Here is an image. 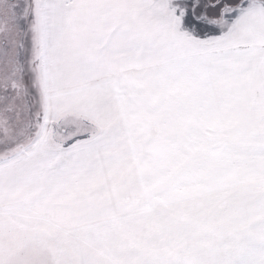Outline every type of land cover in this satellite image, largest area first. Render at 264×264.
<instances>
[{
	"label": "snow or ice",
	"instance_id": "obj_1",
	"mask_svg": "<svg viewBox=\"0 0 264 264\" xmlns=\"http://www.w3.org/2000/svg\"><path fill=\"white\" fill-rule=\"evenodd\" d=\"M0 264H264V0H0Z\"/></svg>",
	"mask_w": 264,
	"mask_h": 264
}]
</instances>
